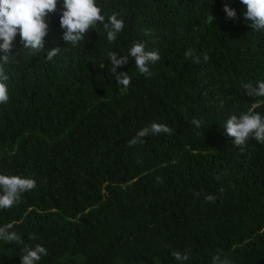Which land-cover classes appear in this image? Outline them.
I'll use <instances>...</instances> for the list:
<instances>
[{
	"label": "trees",
	"instance_id": "16d2710c",
	"mask_svg": "<svg viewBox=\"0 0 264 264\" xmlns=\"http://www.w3.org/2000/svg\"><path fill=\"white\" fill-rule=\"evenodd\" d=\"M97 2L106 19L125 20L114 43L98 23L78 47L67 45L63 0L45 38V51L63 48L59 56L22 49L17 34L9 101L0 104V174L37 186L0 209V226L12 223L26 244L47 249L37 264H212L217 253L230 264H264V144L250 140L242 152L223 127L259 99L243 84L264 80V31L249 27L241 0ZM133 41L161 59L145 76L129 57L117 69L132 77L122 90L108 52L123 55ZM255 111L264 114V104ZM153 122L173 133L129 146ZM21 249L0 240V264H21ZM189 249L187 261L171 254Z\"/></svg>",
	"mask_w": 264,
	"mask_h": 264
},
{
	"label": "clouds",
	"instance_id": "9594fccd",
	"mask_svg": "<svg viewBox=\"0 0 264 264\" xmlns=\"http://www.w3.org/2000/svg\"><path fill=\"white\" fill-rule=\"evenodd\" d=\"M247 6L245 19L252 23L250 28L256 32L264 31V0H241ZM59 0H0V104H6L9 101V85L7 81V66L17 59L13 55L14 41L19 34L22 49H28L31 53L37 54L46 52V58L51 61L54 57L61 54L63 48L53 47L45 51L46 36L49 34V24L47 17L58 11ZM224 11L229 18L236 17V11L225 5ZM103 13V6L98 4L97 0H63L62 11L60 14V27L63 31V40L67 45L73 48L79 46L90 30L95 29L97 24H102L107 34V41L111 44L117 40L118 34L125 28V20L120 12H113L110 15ZM208 19L212 23L214 17L210 14ZM185 56L191 58L196 64L201 63V56L195 49H188ZM129 57L134 59L136 70L145 76H151L150 65L158 62L161 57L159 50H149L146 42L133 41L128 51L120 55L115 51L108 52V60L111 61L109 71L114 73V79L118 82V87L126 90L131 85L132 77L127 71L117 72V69L127 65ZM208 54H203L204 63L210 61ZM104 67V65H101ZM247 95L256 99L252 106L247 110L229 115L223 127L229 137L233 138L234 146L242 152L248 147L250 140L264 144V114L255 111L257 104H264V80L243 84ZM206 94V93H205ZM223 107V101H221ZM191 123L200 128L204 121L193 118ZM172 134L173 129L163 123L153 122L139 130L135 137L128 142L129 146L137 143H144V137L150 135ZM157 182H162V178L157 177ZM219 179V177H217ZM37 180L34 177H23L20 175L0 174V209H9L18 204L23 193L36 188ZM224 192L223 187L219 189ZM199 195V193H197ZM205 199L209 202H215L214 195H207ZM13 224L8 223L0 226V240L9 244L22 245L21 264H37L42 257L47 256V249L40 243L34 246L26 244L22 236L12 230ZM29 240H36L34 233H30ZM172 256L177 261H187L189 259L190 249L185 252L172 251ZM212 264H230L225 257L217 253L213 257Z\"/></svg>",
	"mask_w": 264,
	"mask_h": 264
}]
</instances>
